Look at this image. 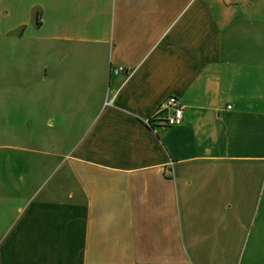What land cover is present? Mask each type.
<instances>
[{"label":"crops","instance_id":"0c3cea01","mask_svg":"<svg viewBox=\"0 0 264 264\" xmlns=\"http://www.w3.org/2000/svg\"><path fill=\"white\" fill-rule=\"evenodd\" d=\"M0 40V264H264V0H0Z\"/></svg>","mask_w":264,"mask_h":264},{"label":"built area","instance_id":"2783aa9c","mask_svg":"<svg viewBox=\"0 0 264 264\" xmlns=\"http://www.w3.org/2000/svg\"><path fill=\"white\" fill-rule=\"evenodd\" d=\"M114 71L115 73H128V71L122 67H119ZM113 98L114 97H111L106 103H111ZM228 107L230 108V106ZM183 111L184 106L182 105L180 99L176 96H169L154 116L159 117L162 120L163 125L166 127L178 126L183 121ZM163 113L166 114L162 115ZM150 123L151 122L148 121V124Z\"/></svg>","mask_w":264,"mask_h":264},{"label":"rangeland","instance_id":"374dc122","mask_svg":"<svg viewBox=\"0 0 264 264\" xmlns=\"http://www.w3.org/2000/svg\"><path fill=\"white\" fill-rule=\"evenodd\" d=\"M0 43H3L2 40H0ZM5 67H1L0 73L4 76Z\"/></svg>","mask_w":264,"mask_h":264}]
</instances>
